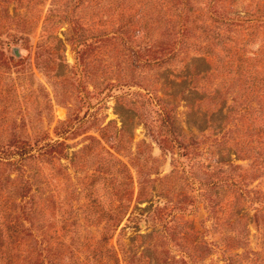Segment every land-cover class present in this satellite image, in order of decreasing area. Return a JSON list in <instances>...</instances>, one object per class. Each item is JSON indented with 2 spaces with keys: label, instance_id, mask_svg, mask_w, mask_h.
I'll return each mask as SVG.
<instances>
[{
  "label": "rangeland",
  "instance_id": "obj_1",
  "mask_svg": "<svg viewBox=\"0 0 264 264\" xmlns=\"http://www.w3.org/2000/svg\"><path fill=\"white\" fill-rule=\"evenodd\" d=\"M117 256L264 264V0H0V264Z\"/></svg>",
  "mask_w": 264,
  "mask_h": 264
},
{
  "label": "trees",
  "instance_id": "obj_2",
  "mask_svg": "<svg viewBox=\"0 0 264 264\" xmlns=\"http://www.w3.org/2000/svg\"><path fill=\"white\" fill-rule=\"evenodd\" d=\"M235 22V18H227L225 21H224V23H226L227 25H232L233 23ZM160 115L161 116H163V122H164V126H165V128H166V130H167V134H173V130L172 129H170V126H171V124H170V120H169V118H170V115H169V113L166 111V108H164V109H162V111L160 112ZM171 119V118H170ZM177 141V143L179 144V147H186L182 142H180L178 139L176 140ZM163 143V142H162ZM59 146V144L58 145H52L51 146V148H57ZM109 219L111 220V221H114L116 224H115V226L117 227V226H119L120 224H121V222H122V217H120L119 216V212H117L116 214H115V216H113V215H111V216H109ZM101 262V261H100ZM114 263L115 264H121V258L119 257V256H117V257H115V259H114ZM50 264H58L57 262H55V261H51L50 262Z\"/></svg>",
  "mask_w": 264,
  "mask_h": 264
},
{
  "label": "water",
  "instance_id": "obj_3",
  "mask_svg": "<svg viewBox=\"0 0 264 264\" xmlns=\"http://www.w3.org/2000/svg\"><path fill=\"white\" fill-rule=\"evenodd\" d=\"M14 53L17 55V56H20V52L17 48L14 49Z\"/></svg>",
  "mask_w": 264,
  "mask_h": 264
}]
</instances>
